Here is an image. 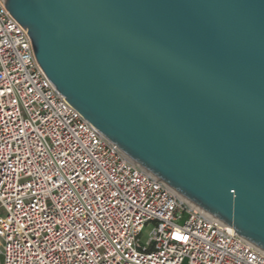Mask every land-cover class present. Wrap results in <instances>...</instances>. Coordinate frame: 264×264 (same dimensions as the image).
<instances>
[{"label": "water", "instance_id": "water-1", "mask_svg": "<svg viewBox=\"0 0 264 264\" xmlns=\"http://www.w3.org/2000/svg\"><path fill=\"white\" fill-rule=\"evenodd\" d=\"M106 138L264 251V0H1Z\"/></svg>", "mask_w": 264, "mask_h": 264}, {"label": "built area", "instance_id": "built-area-1", "mask_svg": "<svg viewBox=\"0 0 264 264\" xmlns=\"http://www.w3.org/2000/svg\"><path fill=\"white\" fill-rule=\"evenodd\" d=\"M1 212L0 264H264L85 119L0 0Z\"/></svg>", "mask_w": 264, "mask_h": 264}, {"label": "rangeland", "instance_id": "rangeland-1", "mask_svg": "<svg viewBox=\"0 0 264 264\" xmlns=\"http://www.w3.org/2000/svg\"><path fill=\"white\" fill-rule=\"evenodd\" d=\"M2 214V212L0 213ZM151 228L150 227H146L144 232H143V235H142V239L144 241H146L148 238H149V232H150Z\"/></svg>", "mask_w": 264, "mask_h": 264}]
</instances>
